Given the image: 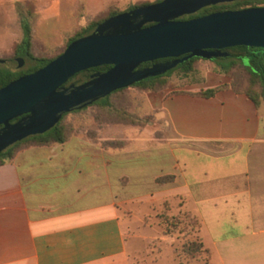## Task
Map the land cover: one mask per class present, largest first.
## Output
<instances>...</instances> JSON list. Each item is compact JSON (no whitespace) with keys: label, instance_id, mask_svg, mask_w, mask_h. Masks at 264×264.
I'll list each match as a JSON object with an SVG mask.
<instances>
[{"label":"crops","instance_id":"1","mask_svg":"<svg viewBox=\"0 0 264 264\" xmlns=\"http://www.w3.org/2000/svg\"><path fill=\"white\" fill-rule=\"evenodd\" d=\"M65 1L85 22L127 0L54 3ZM200 67L201 82L148 93L140 105L142 114L166 117L174 135L168 143L141 135L130 149L113 150L76 134L63 144L23 148L1 165L0 264H137L120 213L131 228L127 206L149 210L164 199L157 168L179 171L171 190L181 195V213L199 222L205 264H264V115L212 64ZM220 85L228 88L209 98L193 95ZM93 118L100 136L106 124ZM171 245L165 257L174 260Z\"/></svg>","mask_w":264,"mask_h":264},{"label":"water","instance_id":"2","mask_svg":"<svg viewBox=\"0 0 264 264\" xmlns=\"http://www.w3.org/2000/svg\"><path fill=\"white\" fill-rule=\"evenodd\" d=\"M236 1L240 0H161L120 13L92 34L71 42L44 67L0 88V153L45 133L63 114L141 79L163 74L190 58L214 59L225 55L221 50L237 46L264 48V7L179 20L203 8ZM165 58L175 60L133 72L141 63ZM0 64L9 61L0 59ZM102 65L111 68L83 85L63 87L75 74Z\"/></svg>","mask_w":264,"mask_h":264},{"label":"rangeland","instance_id":"3","mask_svg":"<svg viewBox=\"0 0 264 264\" xmlns=\"http://www.w3.org/2000/svg\"><path fill=\"white\" fill-rule=\"evenodd\" d=\"M138 0H127L121 2V10L127 12V4ZM160 0H144L136 3H157ZM241 1V0H240ZM256 4V7H264V0H249ZM72 3L65 1L57 7L54 0H0V59L9 61L8 65L0 64V74L6 71L24 72L31 63L28 60L15 59L14 48L22 37L20 18L28 16L32 26V54L36 57L51 58L59 55L66 47L67 39L72 37L79 29L87 25L79 19L77 13L72 10ZM246 62V60H244ZM208 65V62L206 63ZM233 74L239 81L246 82L247 76L240 70H234ZM84 75L75 76L70 83L78 84L84 81ZM169 88L179 86L180 80L177 74L166 78ZM163 91V90H162ZM138 88L128 87L124 91L113 94L110 98L114 104L111 110H104L98 106H88L80 112H71L64 117V124L69 127V135H83L94 140L104 149L124 150L130 149L138 142L141 135L154 143L157 138L172 141L174 135L168 124L166 117L157 112L147 114L150 121L145 126L130 124H110L103 125L102 133L93 130V117H104L109 113H121L119 111L134 113L139 117L142 114L140 105L148 93ZM260 112L264 115V101L260 102ZM120 115V114H119ZM108 119V118H106ZM113 119V118H112ZM264 127V123H262ZM140 131V132H138ZM147 139L142 146H147ZM155 139V140H153ZM189 145L188 143H185ZM199 149H209L212 151L225 152L231 149L230 145L206 146L198 143ZM182 162V161H181ZM158 168L152 172L157 174L155 183L157 190H162L163 200L153 204L149 210H145L140 205H129L124 210V214H129L133 226L126 225V218L120 213L124 225V232L127 239V248L130 258L137 264H205L206 256L200 248V238L198 236L199 222L194 217L186 213H181L179 209V199L181 195L174 194L171 184L180 175L175 173H158ZM144 226H153L151 230H144ZM151 237L145 239L144 237ZM165 236L167 239H162ZM193 243L191 249L188 248ZM172 244V245H171ZM171 245L174 249L172 258H166ZM202 245V244H201ZM196 255V262L191 261L190 256Z\"/></svg>","mask_w":264,"mask_h":264},{"label":"trees","instance_id":"4","mask_svg":"<svg viewBox=\"0 0 264 264\" xmlns=\"http://www.w3.org/2000/svg\"><path fill=\"white\" fill-rule=\"evenodd\" d=\"M161 1V0H160ZM151 3H134L130 6H128V9L126 11H132L134 9L150 5ZM247 8H257L256 4L252 3V1L249 0H241L236 1L229 4H220L215 6H209L206 8L201 9L200 11L196 12L192 15H187L179 18V20H187L192 19L196 17L205 16L214 12H222L226 10H241V9H247ZM121 9L118 7H109L106 11L99 13L96 16L90 17L87 19V25L79 29L72 37L67 39L66 47L73 41L88 36L92 34L96 28L104 23L105 21L116 17L120 13H123ZM149 24H146L144 26H148ZM20 27L22 30V37L20 41L17 43V45L14 48V56L15 59L20 60H28L31 65L29 68L24 72H11L6 71L0 74V88L4 87L8 83L12 82L13 80L26 75L35 72L36 70L44 67L49 62L54 60L57 56L51 57V58H44V57H36L32 54L31 46H32V26L30 19L28 16H23L20 18ZM65 47V48H66ZM221 54H225L224 56H220L214 59H205L200 57H193L190 58L175 67L171 68L170 70L166 71L163 74L156 75V76H149L144 79H141L137 82L132 83L131 85L123 88L116 89L112 91L110 94L106 95L105 97H102L98 99L97 101L93 102L89 106H98L104 110H111L113 107V103L110 100L111 96L113 94L119 93L124 91L128 87H134L138 88L144 92H155V91H162L165 89H175L177 87H183L187 84H193V83H199L202 81V72H201V63H211L213 65V69L223 74L231 79V87L234 91L245 94L250 100L253 101L255 106L258 108L260 107V102L264 101V48H255V47H245V46H237L232 48H226L220 51ZM181 58V57H180ZM175 59L173 58H165V59H158L150 62H144L138 65L133 72H141L144 70H148L152 67H160L168 62H171ZM246 60V62L244 61ZM111 68L110 65H102L95 68H90L88 70L81 71L77 74H75L73 77H71L68 82H66L63 87H68V83L71 82V80L77 76V75H84L85 79L81 83H71L70 85L74 86H80L83 85L89 81H91L93 78V75L102 74L108 71ZM234 70H240L241 72H244L247 76L246 82L239 81L238 77H236L233 72ZM174 73L177 74L178 79L180 80V84L177 87L169 88L168 82L166 81V78L173 75ZM69 85V86H70ZM228 88L227 85H220L218 87L208 89L205 91L198 92L193 95L209 98L212 97L217 92ZM86 107H83L82 109L74 110L72 112H80L84 110ZM121 113H109L104 117V120L102 117L96 116L97 120H102L105 124L109 122L110 124H130V125H140L145 126L147 122L150 121L149 116H143L139 117L138 115L134 113L119 111ZM71 113V112H69ZM68 113H65L61 116L60 120L48 131H46L43 134H37L34 136H30L20 142H17L11 146H9L7 149L2 151L0 153V166L10 162L15 154L20 151L23 148H27L30 146H43V145H55V144H63L65 143L69 138V127L68 125L64 124V117ZM108 118V119H106ZM113 118V119H112ZM20 118H16L11 121L12 123L17 122ZM1 128V126H0ZM193 246V243L191 242L188 245V248L191 249ZM200 248H202V245L199 244Z\"/></svg>","mask_w":264,"mask_h":264},{"label":"flooded vegetation","instance_id":"5","mask_svg":"<svg viewBox=\"0 0 264 264\" xmlns=\"http://www.w3.org/2000/svg\"><path fill=\"white\" fill-rule=\"evenodd\" d=\"M3 65H5V64H3ZM70 84H71V83L69 82L67 86H69Z\"/></svg>","mask_w":264,"mask_h":264}]
</instances>
